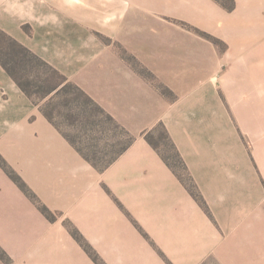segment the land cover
<instances>
[{
    "label": "crops",
    "instance_id": "crops-1",
    "mask_svg": "<svg viewBox=\"0 0 264 264\" xmlns=\"http://www.w3.org/2000/svg\"><path fill=\"white\" fill-rule=\"evenodd\" d=\"M234 1L0 0V30L136 139L98 171L0 63V156L56 217L0 166V264H95L69 225L104 264H264V0ZM159 125L208 209L144 139Z\"/></svg>",
    "mask_w": 264,
    "mask_h": 264
},
{
    "label": "trees",
    "instance_id": "trees-1",
    "mask_svg": "<svg viewBox=\"0 0 264 264\" xmlns=\"http://www.w3.org/2000/svg\"><path fill=\"white\" fill-rule=\"evenodd\" d=\"M0 42L3 44V46L0 47V63L6 72L16 82L23 93L37 106H40V104L35 101L34 98L39 97L40 102L43 103V106H40V111L44 117L57 128V130L95 169L100 172L105 171L134 143L136 140L135 137H133L80 87L72 82H69L65 76L60 74L37 55L1 30ZM213 42L217 45L219 40L213 39ZM2 56L6 57V61ZM24 75L26 76V80H23ZM163 95L166 96L165 93ZM58 108H63L65 111H58ZM56 119H61L64 122L69 123L71 126H82L86 136H94V134L98 133L106 135L107 131L108 133L117 132L120 137H127L128 142L122 145L115 155L110 158H108V152L102 154V152L97 151L93 152L92 155H88L80 147H78L77 142L71 139V136L62 131L60 125L56 122ZM160 127L163 129L162 135L168 142L176 159L182 164V166H184L180 154L171 140L166 128L163 125H160ZM153 134L154 130L148 131L143 134V137L147 143L161 155L169 168L175 172L173 166L169 163V159L163 156L158 147L155 145ZM95 139L97 138L95 137ZM116 144L118 145L119 143L117 142ZM106 147L107 149H109V147L113 149V144L110 145V143H108ZM0 166L13 180V182H15L27 195V197L37 204L44 216L50 221H55V215L39 202L37 197L30 191L21 178L7 166L1 156ZM179 178L184 183L190 194L199 203L204 204L199 195L195 192L194 188L189 187L180 176ZM68 227L73 238L84 248L85 252L91 257L93 262L95 264H104L96 252H94V250L85 242L81 234L72 226L69 225ZM0 258L5 261L7 259L6 253L1 248Z\"/></svg>",
    "mask_w": 264,
    "mask_h": 264
},
{
    "label": "rangeland",
    "instance_id": "rangeland-1",
    "mask_svg": "<svg viewBox=\"0 0 264 264\" xmlns=\"http://www.w3.org/2000/svg\"><path fill=\"white\" fill-rule=\"evenodd\" d=\"M215 2L227 11H231L235 7V1L234 0H215ZM177 24L181 28L196 32L203 39L208 40L209 42L213 43L214 45H216V44L213 42V39L219 40V39L203 32L202 30L194 27L193 25H191L185 21H178ZM1 46H3V44L0 42V47ZM216 46L221 51H224L227 48V45L221 40H219V42ZM0 53H1V51H0ZM2 57L6 61V57L5 56H2ZM148 76L151 77V74L148 73ZM23 80H26L25 75H24ZM158 89H159V92L161 93V95H163L164 93L166 94V96L163 95L164 98L169 99L171 101L176 99V95L168 87L163 86V85H158ZM34 100L39 102L40 106H43V103L40 102L39 97H35ZM60 110L65 111V109H63V108H58V111H60ZM56 122L60 125L62 131L65 132L67 135L71 136V139H73L77 142L78 147H80L88 155H92L93 152H97V151L102 152V154L103 153L105 154V152H108L109 153L108 158H110V157L115 155V153L121 148L122 145H124L128 142L127 137H120V135H118L117 132L108 133V131H107L106 135H102V134L98 133V134H94V136L93 135L86 136V134L84 133V131L82 129V126H80V127H79V125L78 126L77 125L71 126L69 123L64 122L61 119H56ZM153 130H154V134H153L154 143L158 147L160 153L169 159V163L173 166L176 174L178 176H180L189 187H193L195 192L197 193V195H199V197L203 201V198L200 195L197 187L195 186L193 179L191 178V176L187 172V168H186L185 163L183 162L184 166H182V164L176 159V157H175L173 151L171 150L168 142L164 139V137L162 135L163 129L159 125ZM95 137L97 139H95ZM117 142L119 143L118 145L116 144ZM108 143H110V145L113 144V149H111L110 147H109V149H107L106 146L108 145ZM203 203H204V201H203ZM201 205L206 207L205 203L201 204ZM6 256H7V254H6ZM2 261H4L5 263H9L10 259L7 256L6 261L5 260H2ZM203 264H221V263L214 258H210L207 261H205Z\"/></svg>",
    "mask_w": 264,
    "mask_h": 264
}]
</instances>
